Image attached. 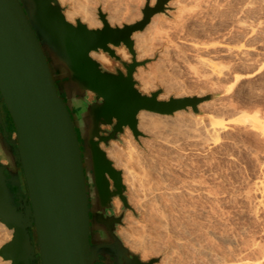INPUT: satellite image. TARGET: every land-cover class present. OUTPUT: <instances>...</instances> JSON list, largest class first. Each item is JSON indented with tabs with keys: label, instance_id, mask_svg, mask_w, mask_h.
<instances>
[{
	"label": "water",
	"instance_id": "obj_1",
	"mask_svg": "<svg viewBox=\"0 0 264 264\" xmlns=\"http://www.w3.org/2000/svg\"><path fill=\"white\" fill-rule=\"evenodd\" d=\"M146 0L142 18L111 25L98 8L101 28L67 20L59 0H0V222L12 237L0 247L11 264H156L142 260L118 234L128 202L122 171L105 147L129 127L142 136L138 114L147 110L201 115L198 105L218 97L142 92L134 75L149 59L137 60L133 35L156 14L169 15L171 0ZM131 54L126 61L116 48ZM103 50L122 68L107 69L91 56ZM92 95V96H91ZM19 170L26 191L23 192ZM112 182V184H111ZM17 188V192L11 190ZM115 197L122 201L116 213ZM102 257V259H101Z\"/></svg>",
	"mask_w": 264,
	"mask_h": 264
},
{
	"label": "rangeland",
	"instance_id": "obj_2",
	"mask_svg": "<svg viewBox=\"0 0 264 264\" xmlns=\"http://www.w3.org/2000/svg\"><path fill=\"white\" fill-rule=\"evenodd\" d=\"M136 3H138V5L140 6V10L142 11V8L144 7L145 5V2L146 0H135ZM171 1H174L176 2L175 0H171ZM183 1L184 3H188V1L186 0H181ZM123 2V3H122ZM125 0L121 1V4L125 6ZM156 2V0H155ZM208 2V3H207ZM205 3V4H203ZM155 4V3H154ZM203 4V7H201V9L198 8V10L201 12L198 11L197 14H193L194 17H196L197 15H201V16H207L206 18V22L205 23H200L198 25L197 21L195 20H191L189 19L187 21H185V23L187 22L188 23V27L186 28L185 30V37L187 36L188 40H192L196 42H199V44H201V46L203 47H206L209 46V48H207V50H203V51H200L199 54L200 55H204L205 56V59L208 57L211 58H207L208 60H211V62L213 63L214 61L217 62V64L221 67V65L224 63V65H222L223 70L225 71V73H227L226 75H228V78L226 76L225 78V74L223 73L224 71L222 70V76L220 78H217L216 76H211V73L209 75L208 72H210L208 69L204 68V67H201V64L192 57V55H190V52L191 50L189 51V48L190 46L188 45H185L183 44L181 41H178L180 38L178 37L177 33H175L176 31H174L173 29H175V26L178 24H176L175 22L177 21H174L176 16L178 15L179 13V10H180V7L179 5H173L171 6L172 9L169 11V15H162L160 14V20L162 23L166 24L164 25L166 27V29L168 30H171V33L173 32V36L174 38H172L174 41V45L178 43V50L177 51H173L174 54H171L169 55L170 57L168 56H163L161 53V51L164 52L165 50V46H160L159 48H156L153 52L149 51L150 53H146L144 55L143 58H138V51L136 49V44H135V49L137 51V60L141 61V60H146V59H149V62L145 65V66H140L134 77L135 79L137 80V86L138 88L146 93V94H150L152 91H155V90H158V89H162V93L159 97L160 100H166V99H169L170 96H175V97H186V96H191V95H197V96H203L205 94H208V93H214V94H217L218 97H216L215 99H212V101H215L217 100L218 98H222L219 100H217L218 102L220 103H223L224 104H227V106H231V103L233 102V106H229L227 108V106L225 107H222V108H226L225 111H230V112H226L225 114V111L223 109H221V107H217L216 109L214 110H217V113L219 112L220 110V113H223L222 114H218V116H223V117H220V119L218 118V120H225L228 122L226 123L225 121L223 123L227 124L228 126L231 127V129H229V138H232L231 139H228L229 141L225 140L224 142H220V148L217 146L211 148V150H206L207 152V155H206V152L204 154L203 157H197L195 155H193L191 152L189 153L188 152V155L186 156V154H183V153H176L173 152V153H169V157H176V159H180L179 161H182L185 165H187L188 167L185 168L184 167V164L179 162L178 160V163L175 162L174 160V163L176 165H179L181 166L183 169V171L187 173V169H188V173H184L183 171L182 172H179L180 176L182 174V176L184 177V179L188 176V178H193L195 181H200L201 183L202 182H205L202 183L204 184V187L207 189L206 186H208V191H210L212 193V190L213 192H216V193H213V196L215 195L217 201L216 202H219V204H217L216 202H214V200L210 199L211 201L213 202H209L208 199H203L202 198H199V202L198 200L196 202H198V204L196 202H191L188 198V200L186 201L187 203H189V201L193 204L195 203L194 205V212L197 211L194 213V219L197 221H195L193 219V222L190 225H188V229H187V232L188 233H192L193 230V234H195V237H190L188 235H186V230L184 231V233H181L183 232V230H181L179 232V230H176V231H166L165 229L162 228V231L159 232L158 229L156 230L155 228V225L153 224H150L151 222H148L147 219L145 218V213L144 212H141L139 210L135 211L134 208L133 210H127L126 214H125V219H124V223L122 225L119 226L118 228V234L120 235V237L123 239L125 245L129 248V246L126 244L125 240H124V237L121 235V231H129L131 234H134V236L137 238L139 237V233L143 232L142 235L143 239H145L146 243L142 242L141 244V247L138 249V250H130L134 253H137V254H140L142 260L146 261V260H149L150 258H153V257H158L160 258V261L156 264H161L162 263V259L165 255H172V249H175L176 246L178 247V250L181 252V254L178 255V257L176 256V258H172V263L173 264H201V262H203L202 264H212L211 262H216L219 263V264H226L227 263V260H231V263L230 261H228L230 264H233V258L235 256V253H237L238 251L236 250H239L241 247H244L246 245H248L251 240L253 239H258L260 237V234L262 235V233H260L261 231L263 232L264 230V227L262 228V223L264 224V222H261V221H256V220H253L252 218H249L250 216H248V212L246 210V207H244L243 204H239L237 205L234 201L235 197L238 196V194H240L239 192H243L245 191V189L247 190V188H249L248 186L251 185V182H252V176H253V173L256 172L255 170H257V162L259 161H263L264 160V143L262 144V142H260L254 133L250 132V131H246L245 129V125H247L249 123L248 119L249 117L252 115V113H258L259 116H263L264 115V90L263 88H255V90H253V92H251L247 97H243L241 95L238 94V86H239V82L235 83L234 84V73L235 72L236 74H247V73H253L255 70L258 69V65H261L262 64V61L264 60V0H213V2H211V0H206L204 2H202ZM207 4V5H206ZM211 4V5H210ZM212 4H214L212 6ZM252 4V6H250ZM61 5L63 6L64 8V14L66 16V14L69 12V11H74L76 12L79 8L77 7V4H75L74 2H71L69 0H66L65 3L61 1ZM93 7H95L96 9V12H98V8H101L103 12H105L107 14V19L112 15L113 16V9L110 8L109 6H106L104 7L102 4H98V3H95V4H92ZM124 6H121L120 5V9L115 13V18H114V22L113 25H122L123 24H127V21L124 20V19H127V17L129 18L130 14H125V7ZM207 6V7H206ZM250 6V7H249ZM124 7V8H122ZM206 7V9H204ZM209 7V8H208ZM252 7V8H251ZM215 8V9H214ZM217 8V9H216ZM205 10H207L205 12ZM213 10V11H212ZM250 10V11H248ZM121 11V12H120ZM125 11V12H124ZM241 11V12H240ZM205 12V13H203ZM208 12V13H207ZM120 13V14H118ZM211 14L210 16L208 14ZM124 16H123V15ZM159 14V13H158ZM218 14V15H217ZM119 15V16H118ZM129 15V16H127ZM173 15V16H172ZM175 15V16H174ZM193 15L191 17H193ZM168 18H166V17ZM188 16H190L188 14ZM214 16V17H213ZM218 16V17H217ZM99 17V16H98ZM154 17V16H153ZM165 17V18H164ZM172 17V18H171ZM175 17V18H174ZM211 17H213L215 20H213V18L211 20H209ZM161 18H163L161 20ZM239 18V19H238ZM77 19H80L79 17H76L75 19V22L76 23V20ZM173 20V24H172V21H168V20ZM251 19V20H250ZM81 20V19H80ZM164 20V22H163ZM167 20V21H166ZM191 20V21H190ZM239 20V21H238ZM109 21V19H108ZM195 21V22H194ZM166 22V23H165ZM170 22V23H169ZM212 24H211V23ZM238 22V23H237ZM110 23V22H109ZM135 23V22H133ZM170 26H168L167 25ZM186 23V24H187ZM196 23V24H195ZM261 23V24H260ZM111 24V23H110ZM132 24V23H131ZM175 24V26H174ZM245 24V25H244ZM112 25V24H111ZM149 25V24H148ZM147 25V26H148ZM196 25V26H195ZM207 25V26H206ZM146 26V27H147ZM173 26V27H172ZM191 26V27H190ZM193 26V27H192ZM256 26V27H255ZM145 27V29H146ZM169 27V28H168ZM177 29L179 27L178 30H180V26H176ZM195 27V28H194ZM173 28V29H172ZM232 28V29H231ZM144 29V30H145ZM188 29V31H187ZM189 29H191L189 31ZM194 29V30H193ZM216 29V30H215ZM251 29V30H250ZM144 30L142 31H138V32H135L134 35L136 33H139V32H143ZM252 30L254 32H252ZM188 35H187V33ZM191 32H194L192 35L189 33ZM252 32V34H251ZM225 33V34H224ZM251 36H250V35ZM259 34V35H258ZM134 35H133V39H134ZM190 35V36H189ZM194 35V36H193ZM176 37V38H175ZM192 37V38H191ZM238 37V38H237ZM261 38V39H260ZM181 40V39H180ZM135 41V39H134ZM201 41V42H200ZM210 41V42H209ZM218 43H217V42ZM225 41V42H224ZM180 42V43H179ZM194 42V43H196ZM215 42V43H214ZM241 42H245L243 43L244 46L246 44L247 45H251V47H255L256 48V51H255V48H254V51H253V55L250 54V56L248 57L247 55H245L243 58H245L244 60H239L238 59V56L237 55V52H236V49L232 48L233 45L236 46L235 48H237L238 45L236 44H241ZM202 43L204 45H202ZM208 43H210L209 45H207ZM220 43H227L225 44L224 47H221ZM183 44V45H181ZM198 44V45H199ZM206 44V46H205ZM212 44V45H211ZM215 44V45H214ZM220 44V45H219ZM229 44V46H228ZM215 47H214V46ZM176 46V45H175ZM180 46V47H179ZM183 46V47H182ZM185 46V47H184ZM188 46V47H186ZM200 46V45H199ZM213 46V47H211ZM228 46L230 49H228ZM157 47V46H156ZM239 47V46H238ZM119 48H125L124 46L122 47H118L116 48V52H117V49ZM181 48V49H180ZM210 48H212L210 50ZM218 48V49H217ZM229 50H227V49ZM234 49V51L232 49ZM126 49V48H125ZM159 49V50H158ZM184 49V50H183ZM187 49V50H186ZM127 50V49H126ZM158 50V51H157ZM182 52H181V51ZM186 50V51H185ZM210 50V51H209ZM216 50V51H215ZM219 52H218V51ZM221 50V51H220ZM232 50V51H231ZM101 52L107 54L106 52H104L103 50H100ZM128 51V50H127ZM188 51V52H187ZM214 51L216 52L215 55L214 54ZM226 51V53H225ZM177 52V54H176ZM181 52V53H180ZM212 52V53H211ZM222 52V53H221ZM232 54H231V53ZM236 52V53H235ZM256 52V53H254ZM129 53V52H128ZM153 53V54H152ZM180 53V54H179ZM225 53V54H224ZM229 53V54H228ZM118 55H120L118 52H117ZM176 54V56H175ZM185 54V55H184ZM188 54V55H187ZM235 54V56H234ZM255 54V55H254ZM108 55V54H107ZM130 57L129 59H123V60H126V61H130L131 60V54L129 53ZM181 55V58L179 57ZM183 55V56H182ZM213 55V56H212ZM109 56V55H108ZM121 56V55H120ZM177 56L180 58H177ZM184 56L188 59L185 58V62L184 61ZM189 56V57H188ZM203 56V57H204ZM207 56V57H206ZM216 56V57H215ZM246 56L248 57L246 59ZM251 56H252V59H251ZM110 57V56H109ZM122 57V56H121ZM182 57H183V60H182ZM192 57V58H191ZM202 57V56H201ZM111 58V57H110ZM123 58V57H122ZM170 58V59H169ZM235 58V60H237L235 62V60H233ZM112 59V65L111 66H105L107 69L111 70V71H115L117 67L119 68H122L123 69V66L117 62L115 59L111 58ZM176 59V60H175ZM179 59V60H177ZM193 59V60H192ZM212 59L214 61H212ZM219 59V60H218ZM195 60L197 61V63H199V65L197 63H195ZM217 60V61H216ZM239 61V62H238ZM241 61L243 63H241ZM248 61V62H247ZM214 62V63H215ZM220 62L222 63L220 65ZM232 62V63H231ZM235 62V63H234ZM246 62V63H245ZM252 64H251V63ZM264 62V61H263ZM228 63V64H227ZM237 63V65H236ZM245 63V64H244ZM248 63V64H247ZM250 63V64H249ZM260 63V64H258ZM242 64V65H241ZM247 64V65H246ZM216 65V64H214ZM229 65V66H228ZM233 65V66H232ZM246 65V66H245ZM251 65V66H249ZM198 66V67H197ZM219 66H217L218 68H220ZM227 66V67H226ZM111 67V68H110ZM221 67V68H222ZM252 67H255L253 70ZM142 68V71L146 77V79L148 80V88L147 89H143L141 87V84H140V80L139 78L136 76V74L140 71V69ZM201 68V69H200ZM204 68V71L202 70ZM257 68V69H256ZM200 69V70H199ZM229 69V70H227ZM237 69V70H236ZM241 70V71H240ZM249 72H248V71ZM251 70V71H250ZM231 71V73H230ZM253 71V72H252ZM200 72V73H199ZM229 72V73H228ZM246 72V73H245ZM140 73V72H139ZM207 74V76H205L204 74ZM224 74V75H223ZM204 75V76H203ZM211 76V77H210ZM208 78V79H207ZM231 78V79H230ZM211 79V80H210ZM229 79V80H228ZM213 80V81H212ZM210 83V84H209ZM213 84V85H212ZM217 84V85H216ZM230 85H233V87L231 89H229L228 87ZM227 86V88L225 89V87ZM217 89V90H216ZM225 89V90H224ZM259 90V91H258ZM262 91V92H261ZM256 92V93H255ZM258 93V95H257ZM231 94V95H230ZM236 94V95H235ZM180 95H185V96H180ZM235 95V96H233ZM237 95L238 98H237ZM255 95V96H254ZM257 95V97H256ZM92 96V95H91ZM231 96V97H229ZM253 96V98H252ZM226 97V98H225ZM227 97H229L230 99L228 100ZM236 97V98H235ZM251 97V98H250ZM227 99L230 104H228L227 100L225 101L224 100ZM242 100H241V99ZM247 98V99H245ZM232 99V100H231ZM224 100V101H223ZM231 100V101H230ZM211 101V100H209ZM223 101V102H222ZM205 102V101H204ZM203 103V102H202ZM200 103L199 106L202 104ZM198 106V107H199ZM259 110H258V108ZM219 108V109H218ZM229 109V110H228ZM245 111H244V110ZM201 110V109H200ZM143 111V110H141ZM147 111V110H145ZM179 111H183L182 114H185L182 116V114L180 115V119H184V117H186L187 115H189V113H192V115H195V113L192 111V108L189 107L188 111L186 112L185 110H179ZM222 111V112H221ZM151 112V111H149ZM177 112V111H176ZM189 112V113H188ZM202 114L201 115H206L207 112H209V110H201ZM215 112V111H214ZM244 114H243V113ZM152 113H156V112H152ZM187 113V114H186ZM229 113V114H228ZM243 114L245 116H236L237 114ZM160 114V113H159ZM225 114V115H224ZM167 115H170V114H167ZM172 115V114H171ZM217 115V114H216ZM226 116V117H225ZM174 118V119H172ZM176 117H171V120L170 118H168L169 122H176L177 120H175ZM223 118V119H222ZM234 120H232V119ZM238 118L241 120L244 119L243 123L244 125H242V123H240V121L238 120ZM263 118V117H262ZM179 119V120H180ZM227 119V120H226ZM236 119L238 120V122L236 121ZM139 121V119H138ZM234 122H236V125ZM242 122V121H241ZM246 122V123H245ZM235 124L234 126L231 124ZM240 123V124H239ZM236 127V128H235ZM138 128H139V124H138ZM233 128H235L233 130ZM126 129L130 130V132L132 133L133 135V132L132 130L129 128V127H126L125 128V133L123 135H121V141H116V140H113L111 141L110 145L108 147H105L103 145V148L105 149L106 153L109 151L110 147L113 146V142H116L118 143V145H120L121 147L125 148L126 144H125V139L127 137V133H126ZM238 129V130H237ZM237 130V131H235ZM235 131V132H234ZM250 136V137H249ZM255 136V137H254ZM133 138L135 139L134 135H133ZM140 140H152V137L150 136H147V135H144L142 133V136H139ZM138 139H135V140H138ZM233 141V142H232ZM226 142V144H225ZM230 142V143H229ZM260 142V143H259ZM237 143V144H236ZM227 146H225V145ZM230 144V146H229ZM232 144V145H231ZM250 144L252 146H250ZM184 145L183 147H187V144H182ZM223 145V146H222ZM256 145V146H255ZM250 146V147H249ZM192 147V146H191ZM195 147V146H194ZM197 147V146H196ZM195 147V148H196ZM199 147V145H198ZM196 148L194 150H197L199 148ZM226 147V148H225ZM228 147V148H227ZM245 147V149H244ZM217 148V149H216ZM219 148V149H218ZM222 151H219L221 150ZM227 150H225V149ZM142 150V149H141ZM225 150V151H224ZM213 152V153H212ZM220 152V153H219ZM230 152V153H229ZM218 153V155H217ZM222 153V155H221ZM228 153V154H227ZM190 154V155H189ZM220 154V155H219ZM223 154H227V157L230 156V154H232L231 156H234V161L233 162H229L231 160H229L226 155H223ZM142 155V160L145 162H148L147 164H143L145 167V171L150 173L152 172L151 174L149 175H152L151 178L154 179V181H157L155 179V177H157V179H159V176L158 172H156V170H153L152 166H151V163H149V161L147 160V153L146 151L143 150V153L141 154ZM145 155V157H144ZM176 155V156H175ZM179 155V156H178ZM192 155V156H191ZM217 155V156H216ZM107 156H108V153H107ZM182 156V157H181ZM196 158H194V157ZM207 156V157H206ZM222 156V157H221ZM144 157V159H143ZM190 157V158H189ZM192 157V159H191ZM225 157V158H224ZM109 159H111L114 163V160L112 157L108 156ZM183 158V159H181ZM239 158V159H238ZM255 158V159H254ZM188 161H187V160ZM199 160V162L201 163H198L197 161ZM186 162H184V161ZM195 161L196 162V165H195V162L192 163L191 161ZM197 160V161H196ZM216 160V161H215ZM228 160V161H227ZM237 160V161H236ZM239 160V161H238ZM257 161V162H256ZM192 164H190V163ZM264 162V161H263ZM263 162H261L263 164ZM182 165H181V164ZM188 163V164H187ZM259 162V164H261ZM208 164V165H207ZM261 164V165H262ZM148 165H150L151 168L148 167ZM194 165L196 167H194ZM199 165V166H198ZM206 165V166H205ZM261 165H258V168H260ZM115 166V165H114ZM178 166V167H179ZM208 166V167H207ZM234 166V167H233ZM147 167V168H146ZM190 167V168H189ZM199 167V168H198ZM191 168H195L194 170L191 169ZM207 168V169H206ZM118 169V168H117ZM149 169V171H148ZM198 169H200L199 171H197ZM209 169V170H208ZM222 169V170H221ZM255 169V170H254ZM119 170H121L123 172V170L121 168H119ZM215 170V171H214ZM144 171V172H145ZM155 171V172H154ZM193 171V172H192ZM198 172V173H195V172ZM194 174V176L192 175V173ZM147 173V175H148ZM156 176H155V174ZM191 173V174H190ZM185 176H184V175ZM196 174V175H195ZM218 174V175H217ZM191 175V176H190ZM180 177L181 180H184L182 179L183 177ZM180 178L178 179H175V178H168L169 180H167L166 182H170L168 183L169 185H176L179 181H180ZM191 178L188 180L185 179V181H190ZM174 179V180H173ZM173 183H172V182ZM207 182V183H206ZM112 183V182H111ZM247 186V187H246ZM209 187L211 190H209ZM127 189V187H126ZM242 189V190H240ZM220 194L219 196L217 195L218 193ZM210 193V194H211ZM238 193V194H237ZM222 194V195H221ZM127 195L129 197V191L127 189ZM231 195L235 196V197H231ZM222 196H225V197H231L230 199L229 198H226V199H222V201L225 200V202H222L220 199ZM218 197V198H217ZM220 197V198H219ZM234 198V199H232ZM219 199V201H218ZM205 200H206V204H205ZM236 200H237V197H236ZM203 201V202H202ZM234 201V202H233ZM128 202H129V198H128ZM202 206H201V204ZM207 202H209V204H207ZM221 202V203H220ZM233 202V204H231ZM191 203L189 205H191ZM238 203V202H237ZM114 204H115V210H116V213H120L121 212V207H122V201L119 197H115L114 199ZM130 204V202H129ZM205 204V205H203ZM131 205V204H130ZM210 205L211 208L208 206ZM213 205V206H212ZM215 205V206H214ZM217 205H220V206H217ZM234 205V206H233ZM241 205V206H240ZM132 206V205H131ZM199 206V207H198ZM201 206V207H200ZM209 207V208H206V207ZM191 207L193 208V206L191 205ZM214 211H213V209ZM235 207V208H233ZM237 207V208H236ZM243 207L244 210H242L241 208ZM200 208V209H199ZM206 208V210H204ZM211 211L212 212H209L208 211ZM239 210L238 212L236 210ZM201 213H200V212ZM223 211V212H222ZM242 213H241V212ZM198 212V213H197ZM205 212V213H204ZM218 213V214H217ZM144 214V215H143ZM198 214V216H196ZM199 214L201 215V217L199 216ZM207 214V215H206ZM231 214V215H230ZM233 214V215H232ZM131 216L133 217L134 221H135V224L134 223H131L128 219V216ZM206 215V216H205ZM216 217H215V216ZM225 215V216H224ZM208 216V217H207ZM144 217V218H143ZM211 217V218H210ZM228 217V218H227ZM210 218V219H209ZM146 221H145V220ZM227 220V221H225ZM229 220V221H228ZM137 221V222H136ZM139 222H142V223H145L142 224L140 223V226ZM196 223V224H195ZM199 223V225L201 226H197ZM211 223V224H210ZM222 223V224H221ZM148 224V225H147ZM138 225V226H137ZM142 225L144 227H142ZM147 225V226H146ZM152 227H151V226ZM191 225L193 227H191ZM223 225V226H222ZM203 226V227H202ZM145 228V229H142V228ZM151 227V228H150ZM155 227V228H154ZM198 228V229H195V228ZM245 227V228H244ZM149 228V229H148ZM190 228V229H189ZM201 231H200V229ZM214 228V229H213ZM207 229V230H206ZM211 229V230H210ZM147 230L149 234H146ZM156 230V231H155ZM190 230V231H188ZM192 230V231H191ZM261 230V231H260ZM198 231V232H197ZM203 232V235L201 236L200 233ZM207 231V232H206ZM211 231L213 235H210L211 234ZM215 231V233H214ZM237 231V232H236ZM146 232V233H145ZM162 232V233H161ZM165 232V233H163ZM167 232V233H166ZM173 234H171V233ZM176 232V233H175ZM220 232V234L218 233ZM183 234V236L181 234ZM199 233V235H198ZM219 235H217V234ZM172 235V238L175 237V234L176 236L179 235V238L176 240H173L172 238L169 239V235ZM185 234V235H184ZM0 243L1 241L3 240L4 238V234L1 232L0 233ZM146 235V237L144 236ZM150 235V237H149ZM216 235V236H215ZM222 237H221V236ZM228 235V236H227ZM187 236V237H186ZM199 236V237H198ZM201 236V237H200ZM225 236V237H224ZM252 236H255L254 238H252ZM171 237V236H170ZM183 237V240H181V238ZM203 237V238H202ZM215 237V238H214ZM218 237V238H216ZM242 237V239H241ZM141 238V237H140ZM186 238V239H185ZM187 238H190L191 240L189 241V239ZM197 238V239H196ZM200 238H201V242L203 241V244H201L200 242ZM232 238V239H231ZM236 238V239H235ZM192 239L193 241V247L192 246ZM236 242H235V240ZM251 239V240H250ZM161 240V241H160ZM165 240V241H164ZM174 242H173V241ZM178 240V241H177ZM186 240V241H185ZM189 242H188V241ZM226 240V241H224ZM233 240V241H232ZM185 241V242H184ZM198 241V242H197ZM160 242V243H159ZM163 242V243H161ZM171 242V243H170ZM173 242V243H172ZM178 242H184L182 243L183 245L182 246H178ZM200 242V243H199ZM231 242V243H230ZM248 242V243H247ZM6 242H2L0 244V247L5 244ZM190 243V244H189ZM242 243V244H241ZM160 244H163L160 246ZM200 244V246H199ZM205 244V245H204ZM235 244V245H234ZM241 244V245H240ZM244 244V245H243ZM143 245V246H142ZM187 245V246H186ZM226 245H229L231 247V249H229L230 247ZM186 246V249H184ZM192 246V247H191ZM196 246H199L196 248ZM203 248H202V247ZM209 247H212L211 249L208 248ZM225 246V247H224ZM238 246V247H237ZM168 247V248H167ZM175 247V248H174ZM184 247V248H182ZM220 247L219 249L216 250V248ZM221 247L225 248L226 250V254L225 251H223L224 249H222ZM235 247V248H234ZM172 248V249H171ZM189 248V249H188ZM198 248H201V249H198ZM208 248V250L214 252L216 251L215 253H212V252H208V250L206 249ZM215 248V250L213 249ZM234 248V249H232ZM177 249V248H176ZM191 249V250H190ZM194 249V250H192ZM198 249V251H197ZM204 249L206 251H204ZM222 249V251H221ZM183 250V252H182ZM229 250V251H228ZM231 250V251H230ZM190 251V252H188ZM194 253H193V252ZM197 253H196V252ZM221 251V252H219ZM230 254L231 253V256L227 253ZM207 252V253H206ZM219 252V253H218ZM234 254H233V253ZM199 253V254H198ZM202 253V254H201ZM212 253V254H211ZM221 253V254H220ZM186 256H185V255ZM188 254V255H187ZM195 254V255H194ZM198 256H197V255ZM203 254H206L208 255V259H206V257H202L203 261H201L202 259L200 258L201 256H204ZM214 254H215V257H214ZM229 255V258L230 259H227V258H224V257H227ZM147 255V256H145ZM191 255H194V256H191ZM200 255V257H199ZM205 255V256H206ZM217 255V256H216ZM220 255V256H219ZM233 255V256H232ZM185 256V258H184ZM224 256V257H223ZM186 257L190 258L188 260V258L186 259ZM195 260H194V258ZM198 257V259L196 258ZM233 257V258H232ZM178 258V259H177ZM180 258V259H179ZM192 258V259H191ZM220 258V259H219ZM0 259L3 261V259L0 257ZM210 259L212 260L211 262ZM227 259V260H226ZM189 262H188V261ZM196 260H199V261H196ZM205 260V261H204ZM207 260V261H206ZM209 260V261H208ZM226 260V261H225ZM197 262V263H195ZM215 262V263H216Z\"/></svg>",
	"mask_w": 264,
	"mask_h": 264
},
{
	"label": "bare ground",
	"instance_id": "obj_3",
	"mask_svg": "<svg viewBox=\"0 0 264 264\" xmlns=\"http://www.w3.org/2000/svg\"><path fill=\"white\" fill-rule=\"evenodd\" d=\"M64 2L66 0H59V2L61 3ZM71 2H74L75 4H77V7L79 8L76 12L74 11H69L67 14H66V18L68 21L74 23L75 22V19L76 17H79L81 19V21L85 24L88 25L89 28H101L102 27V21L99 19L98 17V12H96V8L92 6V4H95V3H98V4H102L104 7L106 6H109L110 8L113 9L112 13H113V16L111 15L108 19H109V22L113 25L114 22V18L116 17L115 16V13L121 8V6H124L121 4V1L122 0H69ZM124 1V0H123ZM176 1V0H175ZM188 3H184L183 1L181 0H177L176 2L174 1H171L170 2V6H173V5H179L180 7V10H179V13L178 15L176 16L175 20L174 21H177L175 22L177 25L176 26H180V30L179 27L177 29V27L175 26V29H173L174 31H176L175 33H177L178 37L181 39H179L178 41H181L183 44L185 45H188L190 46L189 48V51L191 50L190 52V55H192V57L194 59H196L200 64H201V67H204L206 69H208L211 73V76H216L217 78H220L222 76V70L224 67H222V65H224V63L222 64L220 62V65L221 67L217 64V62H215L213 59L212 61H214L213 63L211 62V60H208L210 57L208 55V59L206 58L205 59V56L204 55H200L199 52L200 51H203V50H207V48H209V44L208 43L207 45V48L206 47H203L201 46V44H199V42H196L195 39L194 41H190L188 40L187 36L185 37V30L186 28L188 27V23L186 24L185 21L187 19V21L189 19L191 20H195L200 23H205L206 22V17L207 16H201L200 14L197 15L196 17H194L193 14H197L198 13V8L201 9V7H203V3L204 1L206 0H187ZM211 2H213V0H211ZM123 3V2H122ZM125 14H130L127 15L129 16V18L127 17V19H124L127 21V24H131L133 22H136L138 20H140L143 16L142 14V11L140 10V6L138 5V3H136L135 0H125ZM155 3V0H152L151 1V4H154ZM208 3V2H207ZM207 5V4H206ZM211 5V4H210ZM214 4H212L213 6ZM252 6V4L250 5ZM249 6V7H250ZM122 7V8H124ZM207 7V6H206ZM206 7L204 9H206ZM209 8V7H208ZM252 8V7H251ZM215 9V8H214ZM217 9V8H216ZM207 10H205L206 12ZM213 11V10H212ZM250 11V10H248ZM121 12V11H120ZM200 12V11H199ZM203 12V13H205ZM241 12V11H240ZM201 13V12H200ZM208 13V12H207ZM120 14V13H118ZM124 14V15H125ZM188 14L190 16H188ZM206 14V13H205ZM121 15V14H120ZM123 15V14H122ZM123 15V16H124ZM163 15V14H162ZM193 15V17H191ZM209 16L211 15L210 13L208 14ZM218 15V14H217ZM119 16V15H118ZM173 16V15H172ZM175 16V15H174ZM166 17V16H165ZM164 17V18H165ZM214 17V16H213ZM213 17H211L209 20H211ZM218 17V16H217ZM168 18V17H166ZM172 18V17H171ZM163 18H161L162 20ZM169 19V18H168ZM167 19V20H168ZM239 19V18H238ZM160 20V14H156L154 15V17L151 19V22L149 23V25L146 27V29L143 31V32H139V33H136L134 35V39H135V44H136V49L138 51V58H143L144 55L148 52L150 53L151 51L153 52L156 48H159L160 46H165V50L164 52L161 51L162 55L163 56H168L170 57L169 55L171 54H174L173 51H177L178 48V43L174 45L173 43V39L174 36H173V32L171 33V30H168L166 29V27L164 25V23H162ZM166 20V21H167ZM173 20H168V21H172V24L174 23ZM190 20V21H191ZM213 20H215L213 18ZM251 20V19H250ZM194 21V22H195ZM239 21V20H238ZM164 22V20H163ZM166 23V22H165ZM170 23V22H169ZM198 23V25L200 24ZM211 23V22H210ZM238 23V22H237ZM164 24V25H163ZM196 24V23H195ZM212 24V23H211ZM261 24V23H260ZM168 25V23H167ZM245 25V24H244ZM119 26H122L121 24ZM169 26V25H168ZM171 26V25H170ZM169 26V27H170ZM196 26V25H195ZM207 26V25H206ZM168 27V28H169ZM173 27V26H172ZM191 27V26H190ZM193 27V26H192ZM256 27V26H255ZM264 27V26H263ZM195 28V27H194ZM232 29V28H231ZM191 29H189L190 31ZM194 30V29H193ZM216 30V29H215ZM251 30V29H250ZM188 31V29H187ZM192 31V30H191ZM252 32H254L252 30ZM251 32V34H252ZM187 33V32H186ZM191 34V32H189ZM194 32H192L193 34ZM191 34V35H192ZM225 34V33H224ZM188 35V33H187ZM250 35V34H249ZM259 35V34H258ZM190 36V35H189ZM194 36V35H193ZM251 36V35H250ZM176 38V37H175ZM192 38V37H191ZM238 38V37H237ZM261 39V38H260ZM175 42V41H174ZM177 42V41H176ZM175 42V43H176ZM196 42V43H194ZM201 42V41H200ZM210 42V41H209ZM217 42V41H216ZM225 42V41H224ZM180 43V42H179ZM215 43V42H214ZM218 43V42H217ZM245 43V42H243ZM241 42V44H236L238 45L237 48H235L236 46L233 45L232 48L236 49V52H237V55L238 56V59L239 60H244L245 58H243L245 55H247L248 57L250 56V54L253 53L254 51V46L251 47V45H247L243 44ZM181 44V45H183ZM200 46H199V45ZM221 44V45H220ZM219 45L221 47H224L225 44L223 43H220ZM202 45H204L202 43ZM212 45V44H211ZM215 45V44H214ZM213 45V46H214ZM157 46V47H156ZM186 46V47H188ZM206 46V44H205ZM211 46V47H213ZM229 46V44H228ZM226 46V47H228ZM180 47V46H179ZM183 47V46H182ZM185 47V46H184ZM215 47V46H214ZM231 48V49H232ZM181 49V48H180ZM212 48H210L211 50ZM218 49V48H217ZM227 49V48H226ZM228 49H230L228 47ZM227 49V50H228ZM234 49H232L234 51ZM151 50V51H150ZM159 50V49H158ZM157 50V51H158ZM184 50V49H183ZM187 50V49H186ZM185 50V51H186ZM209 50V51H210ZM231 50V51H232ZM150 51V52H149ZM179 51V50H178ZM181 51V50H180ZM216 51V50H215ZM214 51V54L216 53ZM218 51V50H217ZM221 51V50H220ZM229 51V50H228ZM255 51H256V48H255ZM117 52L123 57V59H129L130 55L128 53V51L125 49V48H119L117 49ZM182 52V51H181ZM180 52V53H181ZM188 52V51H187ZM219 52V51H218ZM235 52V53H236ZM147 53V54H148ZM179 53V54H180ZM212 53V52H211ZM222 53V52H221ZM226 53V51H225ZM224 53V54H225ZM231 53V52H230ZM233 53V52H232ZM231 53V54H232ZM256 53V52H254ZM153 54V53H152ZM177 54V52H176ZM175 54V56H176ZM229 54V53H228ZM185 55V54H184ZM188 55V54H187ZM216 55V54H215ZM253 55V54H252ZM255 55V54H254ZM91 56L96 59L97 61H99L101 64H103L104 66H111L112 65V59L105 53L99 51V52H95L93 51L91 53ZM183 56V55H182ZM202 56V57H201ZM204 56V57H203ZM211 56V55H210ZM213 56V55H212ZM217 56V55H216ZM215 56V57H216ZM235 56V54H234ZM246 56V59L248 58ZM181 58V55L179 56ZM177 56V58H179ZM187 57V56H186ZM184 56V61L185 62V58ZM189 57V56H188ZM191 57V58H192ZM171 58V57H170ZM169 58V59H170ZM179 58V59H180ZM177 59V60H179ZM188 59V58H186ZM211 59V58H210ZM251 59H252V56H251ZM176 60V59H175ZM182 60H183V57H182ZM193 60V59H192ZM195 60V63H197V61ZM219 60V59H218ZM235 60V58L233 59ZM180 61V60H179ZM217 61V60H216ZM237 60H235L236 62ZM264 61V60H263ZM262 61V64L261 65H258V69L255 70L254 68L255 67H252L251 70H255L253 73H247L245 75L239 73V74H236L235 72H233L235 75H234V84L239 82V86H238V94L243 96V97H247L251 92H253V90H255V88H263L264 87V62ZM234 62V63H235ZM239 62V61H238ZM248 62V61H247ZM199 63H197L199 65ZM232 63V62H231ZM241 63H243L241 61ZM246 63V62H245ZM244 63V64H245ZM251 63V62H250ZM249 63V64H250ZM216 64V65H214ZM228 64V63H227ZM248 64V63H247ZM246 64V65H247ZM252 64V63H251ZM260 64V63H258ZM237 65V63H236ZM242 65V64H241ZM245 65V66H246ZM217 66H219L220 68H218ZM229 66V65H228ZM233 66V65H232ZM251 66V65H249ZM198 67V66H197ZM227 67V66H226ZM111 68V67H110ZM204 68L202 69L204 71ZM201 69V68H200ZM199 69V70H200ZM225 69V68H224ZM229 70V69H227ZM237 70V69H236ZM250 70V71H251ZM206 71V70H205ZM204 71V72H205ZM224 71V70H223ZM226 71V70H225ZM225 71L223 72L225 78L227 76L228 78V75H226L227 73H225ZM241 71V70H240ZM248 71V70H247ZM140 72V73H139ZM136 76L139 78L140 80V84H141V87L143 89H147L148 88V80L146 79L143 71H142V68L140 69ZM249 72V71H248ZM200 73V72H199ZM208 73L204 74L205 76L208 75ZM229 73V72H228ZM231 73V71H230ZM246 73V72H245ZM203 75V76H204ZM210 76V77H211ZM208 79V78H207ZM231 79V78H230ZM211 80V79H210ZM229 80V79H228ZM213 81V80H212ZM210 84V83H209ZM213 85V84H212ZM217 85V84H216ZM233 87V85H230L228 88L231 89ZM227 88V86L225 87V89ZM224 89V90H225ZM217 90V89H216ZM264 90V88H263ZM259 91V90H258ZM262 92V91H261ZM256 93V92H255ZM231 95V94H230ZM236 95V94H235ZM233 95V96H235ZM237 95V98L238 96ZM258 95V93H257ZM256 95V97H257ZM180 96H185V95H180ZM255 96V95H254ZM231 97V96H229ZM227 97V99L229 100L230 98ZM226 98V97H225ZM224 98V100H225ZM236 98V97H235ZM251 98V97H250ZM253 98V96H252ZM220 99L222 98H218L217 100L220 101ZM226 99V100H227ZM241 99V98H240ZM247 99V98H245ZM217 100L215 101H205L203 102L200 106H199V109L201 110H209V112L206 113V115H192V113H189V115H187L186 117H184V119H180V115L183 113V111H177L175 113H173L172 115H167V114H159V113H152V112H149V111H140L139 114H138V119H139V130L144 134V135H147V136H150L152 137V140L149 139L148 140H135L133 138V135L132 133L130 132V130L126 129V133H127V137L125 139V148L121 147L120 145H118V143L116 142H113V146L110 147L109 151L107 152L108 153V156L112 157L113 160H114V165L116 168H121L123 170L122 172V177H123V184L127 187L128 191H129V202L130 204L132 205V207L134 208L135 211L139 210L141 212H144L145 213V218L147 219L148 222H151L150 224H153L155 225V228L156 230L158 229V231L162 228L165 229L166 231H176V230H179V232L181 230H183V232L181 233H184V231L186 230V235L190 234L189 236L192 238V237H195V234H193V232L191 233H188L187 232V229H188V225L192 223L193 219L195 218L194 217V213L197 211L194 212V204L195 203H191V202H196L198 200L199 202V198H202L203 199H208V201L210 202L212 199L214 200V202L217 201L215 195L213 196V193H216V192H213L212 190V193L210 191H208V186L207 189L204 187V184L205 182H202L204 184H202L200 181H195L193 178H191L190 181H185V179L189 180L190 178H188V176L184 179L183 177L182 179L184 180H181V176L179 174V172H182L183 168H187L188 166L185 165L182 161H179L181 163L184 164V167L182 168L181 166L179 165H176L174 163V160L176 157L172 158V157H169V153H173L175 152L176 153H183V154H186V156L188 155V152L192 153L193 155L197 156L198 158L199 157H203L206 150H211V148L217 146L218 144V147L220 146V142H224L225 140L229 141L228 139H231L232 138H229V129H231L230 126H228L227 124L223 123L225 120H218V118L220 119V117H223V116H218V114H222L223 113H220V110L219 112L217 113V110H214L216 109L217 107H221V109H223L225 111L226 108H222V107H226L227 104H224V100L222 101L223 103H220L218 102ZM225 100V101H226ZM227 100V101H228ZM232 100V99H231ZM230 100V101H231ZM242 100V99H241ZM228 104H230V102L228 101L227 102ZM230 106V105H229ZM227 106V108L229 107ZM231 106H233V102L231 103ZM230 106V107H231ZM229 107V108H230ZM258 108V107H257ZM219 109V108H218ZM229 110V109H228ZM244 110V109H243ZM259 110V108H258ZM264 110V109H263ZM215 111V112H214ZM245 111V110H244ZM187 112V111H186ZM222 112V111H221ZM226 112H230V111H225V114ZM243 113V112H242ZM237 114L236 116H245L243 114ZM259 113V112H258ZM256 114V113H252V115L249 117L248 121L249 123L247 125H245V129L246 131H250L252 133L255 134L256 138L262 142V144L264 143V115L263 116H259V114ZM187 114V113H186ZM217 114V115H216ZM224 114V115H225ZM229 114V113H228ZM185 115V114H182V116ZM227 115V114H226ZM238 116V117H239ZM171 117H176L175 120H177L176 122H169L168 118H170L171 120ZM226 117V116H225ZM263 117V118H262ZM242 118V117H241ZM174 119V118H172ZM180 119V120H179ZM223 119V118H222ZM232 119V118H230ZM227 120V119H226ZM234 120V119H232ZM238 120L240 121V119L238 118ZM238 120L236 119V121L238 122ZM223 121V122H222ZM242 121V122H241ZM240 123H242V125H244L243 120H241ZM226 123L228 122L225 121ZM236 124V122H234ZM239 123V124H240ZM246 123V122H245ZM232 123H230L231 125ZM235 124H232L233 126ZM237 125V124H236ZM235 125V126H236ZM238 126V125H237ZM236 128V127H235ZM233 128V130L235 129ZM238 130V129H237ZM235 130V131H237ZM234 131V132H235ZM254 136V137H255ZM250 137V136H249ZM233 142V141H232ZM259 142V143H260ZM230 143V142H229ZM182 144H187V147H183L184 145ZM226 144V142H225ZM224 144V145H225ZM237 144V143H236ZM201 147L199 148L198 147ZM232 145V144H231ZM192 146V147H191ZM197 146L199 149L197 150H194L196 149L195 147ZM223 146V145H222ZM227 146V145H225ZM230 146V144H229ZM250 146H252L250 144ZM249 146V147H250ZM256 146V145H255ZM220 148V147H219ZM218 148V149H219ZM226 148V147H225ZM224 148V149H225ZM228 148V147H227ZM142 149V150H141ZM214 149V148H213ZM217 149V148H216ZM223 148H221V150L219 151H222ZM245 149V147H244ZM143 150L146 151V153L148 154L147 156V160L149 161V163H151V166L153 168V170H156V174H158L159 176V179H157V177H155V179L157 181H154V179L151 178L152 175H149L151 174L152 172L148 173L145 171V167L143 164H147L148 162H144L142 160V153H143ZM227 150V149H225ZM224 150V151H225ZM213 153V152H212ZM220 153V152H219ZM230 153V152H229ZM179 154V155H180ZM228 154V153H227ZM227 154H223V155H226L227 157ZM177 155V154H176ZM175 155V156H176ZM178 155V156H179ZM190 155V154H189ZM206 155H207V152H206ZM218 155V153H217ZM216 155V156H217ZM220 155V154H219ZM222 155V153H221ZM232 154H230V156H228L227 158L231 161L229 162H233L235 159H234V156H231ZM192 156V155H191ZM145 157V155H144ZM143 157V159H144ZM182 157V156H181ZM194 157V156H193ZM207 157V156H206ZM222 157V156H221ZM190 158V157H189ZM195 158V157H194ZM205 158V156H204ZM225 158V157H224ZM183 159V158H181ZM192 159V157H191ZM196 159V158H195ZM206 159V158H205ZM239 159V158H238ZM255 159V158H254ZM176 163H178V161H176ZM187 160V159H186ZM189 160V159H188ZM187 160V161H188ZM198 160V159H197ZM196 160V161H197ZM200 160V159H199ZM199 160L197 161L198 163ZM184 161V160H183ZM216 161V160H215ZM228 161V160H227ZM237 161V160H236ZM239 161V160H238ZM264 161V160H263ZM263 161H259L260 163L263 162ZM186 162V161H184ZM192 163H194L195 161H191ZM235 162V161H234ZM257 162V161H256ZM259 162H257L258 165H261L259 164ZM180 163V164H181ZM190 163V162H189ZM190 163V164H192ZM179 164V163H178ZM188 164V163H187ZM201 164V163H200ZM182 165V164H181ZM193 165V164H192ZM195 165H196V162H195ZM194 165V167H196ZM208 165V164H207ZM258 165H257V170H255L256 172L253 173V176H252V182H251V185L248 186L249 188H247V190L245 189V191H241L239 192L240 194H238L237 197V200H236V197L233 195H231V197H235L232 198L234 199V201H236L235 203L237 205L239 204H243L244 207H246V210L248 212V216H250L249 218H252L253 220H256V221H261V222H264V162L263 164L260 166V168H258ZM179 166V167H178ZM199 166V165H198ZM206 166V165H205ZM149 168L150 165H148ZM208 167V166H207ZM234 167V166H233ZM147 168V167H146ZM190 168V167H189ZM199 168V167H198ZM193 169V168H191ZM195 169V168H194ZM193 169V170H194ZM207 169V168H206ZM200 169H198L197 171H199ZM209 170V169H208ZM222 170V169H221ZM145 171V172H144ZM195 172V173H198V172ZM215 171V170H214ZM155 172V171H154ZM184 172V171H183ZM193 172V171H192ZM191 172V173H192ZM148 173V175H147ZM186 173V171L184 172ZM187 173H188V169H187ZM186 173V174H187ZM190 173V174H191ZM155 174V173H154ZM155 174V176H156ZM189 174V173H188ZM184 175V174H183ZM192 175L194 176V174L192 173ZM196 175V174H195ZM218 175V174H217ZM185 176V175H184ZM191 176V175H190ZM195 177V176H194ZM168 178H175V179H178L180 178V181L176 184V185H169L168 183L170 182H166L167 180H169ZM174 180V179H173ZM172 182V181H171ZM174 182V181H173ZM172 182V183H173ZM207 183V182H206ZM112 184V183H111ZM206 185V184H205ZM247 187V186H246ZM209 190L210 187H209ZM242 190V189H240ZM215 191V190H214ZM211 193V194H210ZM218 193V192H217ZM218 196L220 195L219 193L217 194ZM222 195V194H221ZM230 196L229 197H225V196H222L221 197V201L222 199H226V198H231ZM189 203H187L186 201L188 200ZM218 198V197H217ZM220 198V197H219ZM211 199V200H210ZM228 199V200H229ZM206 200H205V204H206ZM227 200V199H226ZM227 200V201H228ZM231 200V199H230ZM219 201V199H218ZM233 201V202H234ZM198 202H196L198 204ZM203 202V201H202ZM209 202H207V204H209ZM213 202V201H211ZM222 202H225L222 201ZM233 202L231 204H233ZM238 202V203H237ZM191 203V205L193 206V208L191 207V205H189ZM217 204H219V202H216ZM221 203V202H220ZM201 204V202H200ZM203 204V205H205ZM197 206V205H196ZM195 206V207H196ZM202 206V204H201ZM200 206V207H201ZM210 208L211 206L208 205ZM213 206V205H212ZM215 206V205H214ZM217 206H220V205H217ZM234 206V205H233ZM241 206V205H240ZM199 207V206H198ZM206 207V206H205ZM209 207H206V208H209ZM206 208L204 210H206ZM235 208V207H233ZM237 208V207H236ZM241 208V207H240ZM243 208V207H242ZM241 208V209H242ZM200 209V208H199ZM213 209V207H212ZM244 210V208L242 209ZM207 211V210H206ZM209 211V209H208ZM214 211V209H213ZM237 212L239 211L238 209L236 210ZM200 212V211H199ZM209 212H212L211 209ZM223 212V211H222ZM241 212V211H240ZM198 213V212H197ZM201 213V212H200ZM205 213V212H204ZM213 213V212H212ZM215 213V212H214ZM213 213V214H214ZM242 213V212H241ZM216 214V213H215ZM218 214V213H217ZM144 215V214H143ZM207 215V214H206ZM205 215V216H206ZM231 215V214H230ZM233 215V214H232ZM198 216V214L196 215ZM199 216L201 217V215L199 214ZM215 216V215H214ZM225 216V215H224ZM194 217V218H193ZM208 217V216H207ZM216 217V216H215ZM144 218V217H143ZM211 218V217H210ZM209 218V219H210ZM228 218V217H227ZM128 219L131 223H134L135 224V221L133 219V217H131L130 215L128 216ZM145 220V219H144ZM195 220V219H194ZM197 220V219H196ZM195 220V221H196ZM146 221V220H145ZM193 221V222H195ZM227 221V220H225ZM229 221V220H228ZM137 222V221H136ZM197 222V221H196ZM140 223L142 222H139L137 224H139L140 226ZM260 223V222H259ZM145 225V223H142ZM196 224V223H195ZM198 227L200 226L199 223H197ZM211 224V223H210ZM222 224V223H221ZM261 224V223H260ZM148 225V224H147ZM146 225V226H147ZM262 225H264L262 223ZM138 226V225H137ZM151 226V225H150ZM223 226V225H222ZM142 227H144L142 225ZM141 227V228H142ZM152 227V226H151ZM150 227V228H151ZM190 227V225H189ZM191 227H193L191 225ZM201 227V226H200ZM203 227V226H202ZM264 226H262L263 228ZM245 228V227H244ZM142 229H145V228H142ZM149 229V228H148ZM190 229V228H189ZM195 229H198L197 227ZM200 229V228H199ZM214 229V228H213ZM155 230V231H156ZM160 230V231H161ZM207 230V229H206ZM211 230V229H210ZM264 230V229H263ZM147 231V230H145ZM159 231V232H160ZM164 231V230H162ZM190 231V230H188ZM192 231V230H191ZM201 231V229H200ZM199 231V233H200ZM261 231V230H260ZM3 233L4 234V238L3 240L1 241L2 242H7L8 240L11 239L12 237V230L8 229L3 223L0 222V233ZM144 232V231H143ZM143 232L139 233V237H135L134 234H131L129 231H121V235L124 237V240L126 242V244L129 246V248L131 250H138L140 247H141V244L142 242L146 243L145 239H143L142 235L144 234ZM177 232V231H176ZM175 232V233H176ZM198 232V231H197ZM204 232V231H203ZM203 232L200 233V235L202 234L203 235ZM207 232V231H206ZM213 231H211V234L210 235H213L212 234ZM237 232V231H236ZM143 233V234H142ZM146 233V232H145ZM162 233V232H161ZM165 233V232H163ZM167 233V232H166ZM171 233V232H170ZM180 233V234H181ZM188 233V234H187ZM198 233V235H199ZM215 233V231H214ZM220 234V232H218ZM262 233V235L260 234V237L258 239H253L251 240V242L244 246V247H241L239 250H236L238 251L237 253H235V256L233 258V264H264V231L260 232ZM142 234V235H140ZM146 234H149L148 231ZM173 234V233H171ZM217 234V233H216ZM169 235V239L172 238V235L168 234ZM183 236V234H181ZM185 235V234H184ZM201 235V236H202ZM205 235V234H204ZM203 235V237H204ZM218 235V234H217ZM1 236V235H0ZM146 237V235H144ZM171 236V237H170ZM200 236V237H201ZM216 236V235H215ZM219 236V235H218ZM221 236V235H220ZM228 236V235H227ZM2 237V236H1ZM141 237V238H140ZM150 237V235H149ZM179 238V235L176 236L175 234V237H173L172 239L173 240H176V238ZM187 237V236H186ZM199 237V236H198ZM202 237V238H203ZM222 237V236H221ZM225 237V236H224ZM255 236H252V238H254ZM177 238V239H178ZM215 238V237H214ZM218 238V237H216ZM1 239V238H0ZM180 239V238H179ZM186 239V238H185ZM189 239V241L191 240L190 238H187ZM197 239V238H196ZM219 239V238H218ZM232 239V238H231ZM236 239V238H235ZM234 239V240H235ZM242 239V237H241ZM172 240V241H173ZM181 240H183V237L181 238ZM161 241V240H160ZM165 241V240H164ZM178 241V240H177ZM186 241V240H185ZM184 241V242H185ZM188 241V240H187ZM188 241V242H189ZM226 241V240H224ZM233 241V240H232ZM174 242V241H173ZM172 242V243H173ZM184 242H178V246H182ZM193 239H192V246L194 245L193 244ZM196 242V241H195ZM194 242V243H195ZM198 242V241H197ZM200 242H201V238H200ZM199 242V243H200ZM236 242V240H235ZM0 243V244H1ZM160 243V242H159ZM163 243V242H161ZM171 243V242H170ZM231 243V242H230ZM248 243V242H247ZM190 244V243H189ZM201 244H203V241L201 242ZM242 244V243H241ZM240 244V245H241ZM163 245V244H160V246ZM205 245V244H204ZM235 245V244H234ZM244 245V244H243ZM140 246V247H139ZM143 246V245H142ZM164 246V245H163ZM187 246V245H186ZM186 246L184 249H186ZM191 246V247H192ZM200 246V244H199ZM199 246H196L199 247ZM227 248L229 245H226ZM194 247V246H193ZM202 247V246H201ZM225 247V246H224ZM230 247V246H229ZM238 247V246H237ZM168 248V247H167ZM175 248V247H174ZM177 248V249H176ZM175 249H172V255H165L162 259V263L161 264H173L172 263V258H176V256L178 257L179 254H181V252L178 250V247L176 246ZM195 248V247H194ZM203 248V247H202ZM209 249H211L212 247H209ZM208 248H206L208 250ZM220 247L216 248L219 249ZM222 249H224L223 251H225L224 254H226V250L225 248L221 247ZM235 248V247H234ZM232 248V249H234ZM189 249V248H188ZM198 249H201V248H198ZM197 249V251H198ZM215 250V248H213ZM221 249V251H222ZM231 249V247L229 248ZM187 250V249H186ZM191 250V249H190ZM194 250V249H192ZM202 250V249H201ZM220 250V249H219ZM204 251H206L204 249ZM210 250H208L209 252ZM219 251V252H221ZM222 251V252H223ZM229 251V250H228ZM227 251V253H228ZM231 251V250H230ZM183 252V250H182ZM190 252V251H188ZM193 252V251H192ZM196 252V251H195ZM212 252V251H210ZM209 252V253H210ZM216 251L212 252V253H215ZM218 252V253H219ZM194 253V252H193ZM197 253V252H196ZM207 253V252H206ZM211 253V254H212ZM233 253V252H232ZM233 253V254H234ZM199 254V253H198ZM202 254V253H201ZM221 254V253H220ZM229 254V253H228ZM227 254V255H228ZM183 255V254H181ZM185 255V254H184ZM188 255V254H187ZM195 255V254H194ZM194 255H191V256H194ZM197 255V254H196ZM204 256H201L199 255V257L202 259V257H206V259H208V255L206 254H203ZM206 255V256H205ZM231 256V253L229 254ZM229 255L227 257H224V258H227V259H230L229 258ZM147 256V255H145ZM180 256V255H179ZM186 256V255H185ZM184 256V258H185ZM198 256V255H197ZM217 256V255H216ZM220 256V255H219ZM233 256V255H232ZM214 257H215V254H214ZM188 257H186L187 259ZM194 258V257H193ZM198 259V257H196ZM178 259V258H177ZM180 259V258H179ZM190 258H188L189 260ZM192 259V258H191ZM204 259V258H203ZM203 259L201 261H203ZM220 259V258H219ZM226 259V260H227ZM187 260V261H188ZM195 260V258H194ZM213 260V259H212ZM210 259L209 262L212 261ZM225 260V261H226ZM196 261H199V260H196ZM205 261V260H204ZM207 261V260H206ZM217 261V260H216ZM215 261V262H216ZM228 261H230L231 263V260H227V263L226 264H230ZM189 262V261H188ZM215 262H211L212 264H219V263H215ZM197 263V262H195ZM203 262H201L202 264ZM0 264H11L10 261L8 260H1L0 259ZM210 264V263H208Z\"/></svg>",
	"mask_w": 264,
	"mask_h": 264
},
{
	"label": "flooded vegetation",
	"instance_id": "obj_4",
	"mask_svg": "<svg viewBox=\"0 0 264 264\" xmlns=\"http://www.w3.org/2000/svg\"><path fill=\"white\" fill-rule=\"evenodd\" d=\"M0 107H1V111H2V117H3V120H4V123H5V126L7 128V130L11 133V136L14 135L15 133V129H14V125H13V122H12V119L9 115V112L5 106V103L4 102H1L0 103ZM19 176H20V180H21V187H22V190L23 192L26 191V187H25V181H24V176H23V173L21 170H19ZM11 190L13 192H17V188L15 187H12L11 186ZM102 259V257H101ZM97 264H104L103 262H97Z\"/></svg>",
	"mask_w": 264,
	"mask_h": 264
},
{
	"label": "crops",
	"instance_id": "obj_5",
	"mask_svg": "<svg viewBox=\"0 0 264 264\" xmlns=\"http://www.w3.org/2000/svg\"><path fill=\"white\" fill-rule=\"evenodd\" d=\"M95 52H99V51H95Z\"/></svg>",
	"mask_w": 264,
	"mask_h": 264
}]
</instances>
